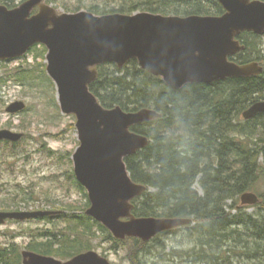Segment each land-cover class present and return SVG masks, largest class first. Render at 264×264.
<instances>
[{
    "label": "trees",
    "instance_id": "16d2710c",
    "mask_svg": "<svg viewBox=\"0 0 264 264\" xmlns=\"http://www.w3.org/2000/svg\"><path fill=\"white\" fill-rule=\"evenodd\" d=\"M0 3L9 8L20 5L19 0H0ZM89 8L97 15L152 12L220 16L225 13L217 0H120L114 6L105 3ZM65 9L73 11L67 6ZM262 38L254 32L241 33L238 39L245 49L230 59L239 64L258 61L264 67ZM38 47L45 56L48 50L44 45L31 49ZM97 69L98 78L90 90L104 107L120 106L125 111L154 108L162 114L131 128L150 139L145 148L125 158L132 179L147 186L132 201L133 213L139 217L191 218L192 222L181 228L196 236L195 259L201 263L264 264V195L254 205L257 207L254 214L246 211L248 206L240 204V196L252 190L264 174V113L243 118L244 111L252 104L264 101V70L258 75L228 77L210 84L188 83L175 90L162 77L141 68L136 58L122 69L112 62ZM11 76L28 84L40 77L35 66H20ZM20 143L0 141V177L16 169L22 155ZM197 183L203 189L202 194L196 188ZM16 192L22 195L19 189ZM18 196L2 198L1 208L11 211ZM86 206H90L89 200ZM67 214L73 215L64 216ZM64 215L58 217L67 218L66 221L83 231L93 232L92 226H98L107 240L124 244L137 264H141V255L150 253L152 247L166 249L160 236L177 229L164 231L147 242L136 237L119 240L87 214L64 211ZM84 237L85 234H77L73 240L66 236L72 244L63 252H73L69 256H75L88 249Z\"/></svg>",
    "mask_w": 264,
    "mask_h": 264
},
{
    "label": "water",
    "instance_id": "95a60500",
    "mask_svg": "<svg viewBox=\"0 0 264 264\" xmlns=\"http://www.w3.org/2000/svg\"><path fill=\"white\" fill-rule=\"evenodd\" d=\"M217 1L225 9L220 16L61 13L47 0H25L15 8L0 3V61L20 58L35 45L48 49L47 72L57 85L61 109L77 118L80 145L73 154L74 173L88 192L90 206L85 213L116 239L136 237L147 242L192 219L133 213L132 201L147 186L132 179L125 158L145 148L150 139L131 128L162 114L154 108L104 107L90 90L98 78L97 67L112 62L122 69L136 58L141 68L162 77L175 90L188 83L210 84L262 73L264 67L258 61L239 64L230 57L245 49L238 39L241 33L264 35V0ZM25 108L24 101H15L7 112L16 114ZM259 113H264V101L252 104L243 116L251 119ZM23 137V132L0 129V141L19 142ZM259 199L254 192L241 196L243 205H255ZM63 212L0 210V225L8 219L23 221ZM25 256L31 257V264H112L95 250L67 261L34 253Z\"/></svg>",
    "mask_w": 264,
    "mask_h": 264
},
{
    "label": "rangeland",
    "instance_id": "374dc122",
    "mask_svg": "<svg viewBox=\"0 0 264 264\" xmlns=\"http://www.w3.org/2000/svg\"><path fill=\"white\" fill-rule=\"evenodd\" d=\"M23 1L25 0H19V4ZM118 2L120 0H47L48 4L61 13L67 12L65 6L72 8V13L89 11L90 6H102L105 3L114 6ZM260 36L263 37L260 42L264 50V35ZM47 52L44 56L42 48L38 47L20 58L0 61V129L24 133V140L22 139L19 145L22 155L17 160L16 169L5 172L0 177V204L5 196L13 198L19 195L13 200L16 204L10 210H63L87 216L85 211L89 207L86 206L89 200L88 192L85 188L83 191L78 187L74 173L73 154L80 145L77 118L75 114H65L61 109L57 85L47 72ZM20 66H35L40 75L39 79L33 80L32 84L16 81L11 74ZM15 101H24L26 108L16 114H10L7 108ZM196 188L203 193L199 183ZM18 189L22 195L16 192ZM249 192H254L259 197L264 195V174ZM11 194L13 196H10ZM260 199L262 200V197ZM240 204L243 206L241 196ZM246 206L248 213L257 212L256 206ZM0 210L4 209L0 206ZM59 219L55 224L47 220L8 222L0 226V240H5V235L18 230L55 231L69 235L73 240L77 234H85L84 243L88 249L82 252L95 250L107 257L112 264L139 263L131 259L124 244L107 240L98 226H92L93 232L83 231L81 227L75 228V223L66 221L67 218ZM178 228L160 236L166 249L152 247L150 253L141 255V264H204L195 259L196 236L187 232L185 227ZM62 242L59 246L56 245L55 250L58 258L65 259L68 258L66 254L71 255L73 252L64 254L63 249L72 242Z\"/></svg>",
    "mask_w": 264,
    "mask_h": 264
},
{
    "label": "flooded vegetation",
    "instance_id": "af4514ba",
    "mask_svg": "<svg viewBox=\"0 0 264 264\" xmlns=\"http://www.w3.org/2000/svg\"><path fill=\"white\" fill-rule=\"evenodd\" d=\"M64 213L53 215L55 216L52 220H48L47 218H37V219H27V220H16V219H8L2 225H5L8 222H27L31 220H47L53 221L51 224H55L54 222L60 220L58 216H62ZM64 216H72L70 214ZM1 226V225H0ZM7 238L5 240H0V264H31L30 256H25V253H34L37 255L53 257L62 261H67L74 256H69L70 254H66L68 258L61 259L57 257L55 247L56 245L65 243L68 241L66 235L55 232V231H41L38 229L35 230H18L12 232L11 234L5 235ZM46 239V240H45ZM51 241V242H49ZM70 253V252H69ZM135 264V263H133Z\"/></svg>",
    "mask_w": 264,
    "mask_h": 264
}]
</instances>
